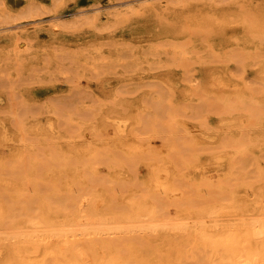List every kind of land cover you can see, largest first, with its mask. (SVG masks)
<instances>
[{"label":"bare ground","instance_id":"6f19581e","mask_svg":"<svg viewBox=\"0 0 264 264\" xmlns=\"http://www.w3.org/2000/svg\"><path fill=\"white\" fill-rule=\"evenodd\" d=\"M223 1H226V0H185L184 1V3L188 6H191V8H194V6L199 4L200 2L201 3L208 2L211 8L213 7V11L211 10L213 14H210L208 16L209 17L208 19H209V22L213 24L214 28H212V26L210 29L208 28L209 26L207 27L212 32V37H211L212 42L208 44L206 43V44L208 45L210 50L217 49L222 54L224 53V51L223 49L221 50L219 49V47L217 46L218 44L217 42H220V44L223 42L220 40L219 37L215 35L216 33L215 25H216V22H218L219 24H225L226 22H229L228 19L231 18L229 17V15L224 13V11L218 12L219 7H220L218 5L219 4L221 5ZM238 4L237 5L235 4V6L241 5L240 3ZM203 6L206 7V4ZM245 7L246 6L243 7L241 5L239 9H237L236 11L234 10V12H232V14L233 13L235 14V17L231 15L236 21L242 23L240 25H243L242 28L245 29V30L243 29L245 33L239 36L236 40H231V42L233 41L238 42L239 40H243V48H242L241 53H239V51L241 50L240 49L238 53L237 52L235 54L232 53L230 57L234 59L236 58V60L241 59L242 60V61L240 60L241 62L257 65V69H256L257 75L256 76L261 81V85L249 86V85L244 84L245 82L244 80L243 82L241 81L242 80L241 78L240 79L237 77L235 78L234 75H231L230 72L226 70L225 66H224L225 69H221V68L218 69L217 73L216 72H213V73L206 72L203 76V81L201 85L203 90H224L226 92L225 94L226 96L225 95H222V96L223 97L225 96L224 98L227 99V101L229 102V105L227 104L228 106L225 107L227 109H225L224 107L223 108L224 110L230 112L231 115L230 116L228 115V117H231L232 127L234 128V129L231 128L234 130V138L232 139L231 142L229 141L230 143L228 142V144H231L229 145L231 148V152L228 157V170L225 172V174H223L222 177H220L219 182H218L219 185H217L219 186L218 188L219 190L217 191L219 194L215 192L216 188H214L215 190L214 192L217 193L218 196L217 195H216L217 197L213 196L214 199L212 200L209 199L208 201H204V200H207L204 198H203L204 200L200 199L203 201V203L201 204H196L198 202L194 204L191 200V197L189 198L186 192V190H189V189H185L183 187V184L185 183V182L183 183V180L185 181L188 178L187 179H182V178L183 177H194L197 172H200V174L204 176L203 170L205 166L204 164L205 157L195 151L193 153V150L191 151L192 154L187 152V150L185 149L187 147L184 148L183 146L184 143H181L176 138L174 139V141H172L171 143L172 145L171 146L169 145L170 146L169 149H166L163 152H158V153L151 152L149 148L146 146L145 141L141 139L143 137L140 135H139L141 137L140 139L138 136V139L133 138L134 140L132 141L128 140L126 138V135H124L125 131L122 133L117 132L110 141L104 142V141H98L95 138H92V139H88L89 141L87 140L85 142L86 143L85 146H80L78 145V143L71 141L73 136L71 135L70 131L66 127L64 129L63 135L57 138L56 135L53 132H51L49 128L47 130L46 127L43 126L41 122L35 121L32 123H28L22 120L21 118H20L21 120H16V118L18 119V117L15 116L14 118L16 121H12L10 125L4 124V123L0 124V145L10 146V150H9L10 155L7 154V155L0 157V171H3L2 173L4 174H9L7 177H3L4 175L0 177V183H2L1 186L3 187L2 189L6 190L5 192L0 191V254H1L0 264H264V163H262L263 158L261 160V157L263 156V153H264V53L261 54L262 56H260L259 54L261 51L257 50L260 52L258 53L259 55L258 58L255 56L256 59H254V56L252 54L253 47H257V46L263 47L264 46V15L263 17L261 16L262 17L261 21L258 22V18H259L258 16L261 14V12L259 13L258 16L256 15V13H254L256 16L253 17L250 15V13L247 14L251 10V8L249 9L248 7H246L249 10L247 9L243 10V8ZM231 10L232 9H230V12ZM245 10H247L248 12L247 11L244 12ZM230 12L229 14H231ZM245 13L247 14V17ZM252 13L253 11L251 10V14ZM206 16H207V13H206ZM248 16H251V18ZM122 17L123 15L121 16V18ZM127 17H125L126 20L128 19ZM234 19L231 18V21H233ZM249 19H251V21H249ZM166 21L165 22L164 20L162 21L160 34L167 37L165 41L168 38H170L168 39L169 42L167 41L164 42L162 40L161 43L162 42L163 43L159 47H157L156 45H153L152 43L151 45L159 49L160 48L164 49L166 48V43H168L167 44L168 46L174 44L175 48H177L178 51L176 52V49H175V52L174 51L172 52L175 54L170 53L171 56L173 55L172 57H170V55L168 56L167 54L171 52L170 47H169L170 51L168 50V52H166L167 56L164 50L160 51L161 53L164 52V55L166 57V58L164 57L165 60L164 61L162 60V63L165 62L167 66H169L168 67L169 69L173 67L172 65L175 62L177 63L178 60L180 61L181 60L183 61L185 59L187 60L188 58L186 57H191V58L194 57L192 61H194L196 64H198V62L200 63V61L204 58H202L203 56H200V52H202V50H198V48H200L199 42H198V40L200 41V39H198L200 38L198 36L199 33L193 34V37H191L192 35L190 34L191 38H189L188 40H182L181 36H179V33L176 32V29L174 28V26L172 29V24H167L168 22ZM194 25L196 24L194 23ZM180 30H182L181 27H180ZM187 32H189V30ZM172 38H175L176 40ZM116 44L119 45V43H116ZM132 44L131 46L128 44L129 47L134 46ZM136 45H139V44H136ZM136 45L134 47L138 49ZM157 45H159V43ZM207 45H206V48H207ZM120 46H123V45H121L120 43ZM11 48H13L14 50V47H11ZM42 48L44 49V47ZM51 48L53 47L51 46ZM135 48L132 47L131 49L133 50ZM230 48L231 47H229L228 49ZM82 49L84 48L82 47ZM131 49L129 50L131 51ZM143 49L144 48H142L141 50L144 51ZM155 49L153 47L152 49L150 48V50H155ZM159 49H156V50L159 51ZM232 49L234 48L232 47L231 50ZM90 50H91V47H90ZM98 50H102V49L99 48ZM206 50L207 49H205V51L203 50V53H205ZM7 51L8 50H6V53ZM18 51H19V47H18ZM125 51L120 52L119 55H122L121 53L124 54ZM228 51L225 53L230 55L231 52L230 51L228 52ZM28 52L30 53V51H27V53ZM117 52H115V54L113 53V55H116ZM129 52H127V54ZM208 52L209 51L207 50V53ZM130 53H133V52H130ZM130 53L128 55H130ZM137 53L138 52L135 51V54ZM155 53L156 55H158V57L161 56L159 55L160 53L156 51ZM155 53L147 54V50H145V52L143 54L141 53V55L147 54L146 55V58H147V56L149 57L151 55L153 56V54ZM188 53H190L191 55H189ZM225 53L223 54V56L225 55ZM8 54H9L8 57L6 56L4 57L5 60L8 62H5V60H3L1 61L2 63L5 62L6 64H9V62L15 58V57L13 58V56L16 54L13 53V56H11V58H10L11 53L8 52ZM185 54H188V56ZM54 55L53 57L57 59L58 57L56 56V53ZM69 55H72V54H69ZM125 55L126 53L124 54V56ZM208 55L209 54H207V56ZM90 56L88 58H90ZM132 56L133 58L137 57L134 54L133 55L131 54V57ZM205 56L206 55H204V57ZM225 56L228 57L227 55ZM114 57H116V59L118 58L121 59L118 56H114ZM129 57L130 56H128V58ZM32 58H34V56H32ZM72 58L74 57L72 56L71 59ZM111 58L112 57H110V60H112ZM93 59L94 57L90 58L89 60L93 61ZM122 59H121V63L124 64L126 59L125 61ZM158 59L161 60L160 58ZM14 60L16 61V59ZM21 60L23 61L22 58L20 59V61ZM48 60L47 62L49 65ZM58 60L59 59H57V61ZM159 60L156 62L157 64L160 63ZM24 61H26V59H24ZM44 61L45 59L41 60V62H44ZM113 61L114 60H112V62ZM132 61L133 59L131 60V63H129L130 65L134 62ZM145 61H147L146 64L147 65L149 64L148 65L150 66L149 69H151L152 67L151 65L153 64L152 63L153 61L148 62V59H146ZM207 61H209V59ZM13 62H11V64L13 65L18 64L17 63L18 61H16L17 64H14L15 62L14 63ZM100 62L99 64H102L105 67V64H103L104 61L102 63ZM116 62L118 63V61ZM139 62L141 63L142 61H139ZM241 62L239 64H241ZM140 63H136V64H140ZM160 64L158 66L156 65V67H159ZM18 65L21 66L22 64H18ZM42 65L44 66H41L40 68L48 70L46 69V65H47L46 63ZM59 65H57L58 68H60ZM81 65L83 67L85 66L83 64H79V66ZM90 65L93 66V64H90ZM79 66L77 64V67ZM91 66H90V69H91ZM109 66L111 67V65H108L107 67L109 68ZM185 66H183L182 64V67L185 68ZM85 67L89 68V66H85ZM98 67L100 68L101 65H99ZM104 67L103 69L105 68L107 69V67L105 68ZM115 67H117V65ZM163 67L165 68V66ZM58 68L55 67L56 70L54 68L53 69L55 71L57 70L61 71V69H58ZM129 68H132V67L130 66ZM253 68L255 69V67ZM11 69L12 68H10V72H11ZM17 69L20 70L19 68H16L15 70ZM29 69H32L31 65ZM35 69H36V72H34V74L35 73L44 74L43 71L42 72L40 71L41 73L38 72L40 70L39 67L38 68L36 67ZM37 69L39 70L37 71ZM53 69H51V71H48V72H50L52 76L53 75L55 76V73L54 74L52 73ZM100 69H97V70H100ZM141 69H143V67ZM3 70H6L5 66ZM13 70H14V66H13ZM18 70L15 71L14 74L18 72ZM79 70H81V68ZM130 70L132 71L133 69H130ZM31 71L30 72L27 71V72L31 73ZM84 72L85 71L83 70V73H81L82 76H84L83 75ZM90 72H93V71L89 70V74ZM50 73H49L50 78L54 80V78H52ZM149 73H150V70H149ZM185 74H186V71H185ZM22 76L23 75L21 74L18 76V73L16 75L17 78L18 77L21 78ZM24 76L22 77L23 79L21 78L22 80L18 81L19 79L18 78L17 81L18 82L22 81V84H23L24 81L26 80L24 79ZM30 76L32 77V75ZM16 77H13V80H16ZM11 78H10V82L12 81ZM34 79L35 78H33V80ZM47 79L48 80H45V81H49V78ZM27 80L31 81L30 79H27ZM33 80L31 82H33ZM35 80H38V78ZM35 80H34V84L36 83ZM42 80L44 82V78H42ZM53 80H52V83L54 82ZM181 80H180V83H181ZM17 81L16 83H14L15 81L14 82L12 81V82L14 84H17L18 83ZM29 81L27 82L29 83ZM38 81L41 82V79H39ZM13 83L10 84V86L13 85ZM38 83H36V85H39ZM167 83L170 84V88H169L170 91L171 90H192V92H194L193 90L199 89L197 88L198 86H195L196 88H193L192 84H190L191 86L188 84L189 87L181 88L175 85V83H173V81H170L169 79H167ZM22 84L18 85L19 88L20 86H25L27 83H24V85ZM182 84H185V83H182ZM17 85L15 86L18 88ZM13 87L14 86H12L11 88ZM185 92L188 93L189 91H185ZM197 95H195L196 98L198 97ZM150 96L151 95H149V97ZM149 100L151 99L149 98ZM223 100H222V103H223ZM108 102H111V101H109L108 99ZM101 103L103 102L101 101ZM113 103L114 102L112 101V104ZM35 106H36V103L34 107ZM87 106H90V105H87ZM185 106L187 105H184V108H186L187 111L188 109H191ZM228 107L230 108L229 110H228ZM37 108L38 107H36V109ZM195 108H196L195 110H197V107ZM47 110H49V108ZM66 110H68V108H66ZM195 110H191L190 112L192 111L195 112ZM198 110L200 112V108H198ZM86 111L91 113L89 110H86ZM85 112H82V113H85ZM92 112H95V109ZM98 112H100V109ZM197 112L198 111H196L194 114H197L198 116L199 114ZM216 112H214V114H216ZM6 113L8 114V112ZM149 113H150V110H149ZM173 113H175V111ZM3 114L4 113H2V115ZM143 114H146V113L143 112ZM43 115H44V112H43ZM84 116H89V114L87 115L84 114ZM26 117H28V115ZM55 117H58L57 114ZM121 117H123V115ZM138 117H140V115ZM204 117L205 116H203V118ZM216 117H219V115ZM175 118L177 119V117ZM180 118L181 119L176 120L177 123L185 126L186 128H189V124L186 123L185 120H182L185 117L184 118L180 117ZM43 119L41 121H43ZM91 119H94V118H91ZM170 119L173 120L172 118ZM84 120H87V119H84ZM174 121L175 119L172 121L173 125H174L173 123ZM189 121H190V118H189ZM221 121L223 123L224 120H221ZM140 122L141 121H139V124ZM168 122H170V120ZM60 123H63V122H60ZM120 123L119 124L117 123V131L118 129L122 128ZM143 124H144V121L143 123H141V125ZM249 125L252 126V128H254L252 131L251 130L245 131V129L244 130L241 129V127L249 126ZM82 126L84 127V125ZM170 126H171V123L169 127ZM199 126H201V123ZM238 126H241V127H238ZM209 127L210 126H208L207 124V128ZM136 128H138L137 125L134 129L136 130ZM204 128L206 129V127ZM212 128L214 129V127ZM51 129H52V125H51ZM73 129L77 130L75 129V127ZM171 129L173 130V128ZM123 130H120V131H123ZM204 131L205 130H203V132ZM177 132L179 133V131ZM217 132L215 134H217ZM135 133L136 132H134V134ZM76 134H77V131H76ZM78 134H77L78 137L81 136V134L80 135ZM156 135L155 137H157ZM99 137L100 136L98 135V139ZM82 138L83 137H81V140ZM186 139L189 140V138H186ZM182 140H184V138ZM190 141L192 142V140ZM207 143L205 144L206 146H207ZM190 144H193V142ZM188 146L192 147L190 145ZM204 146L202 147L204 148ZM153 147H156V145L155 146L153 145ZM222 148L220 150H222ZM118 150L122 151L121 154L124 152L126 156L128 157H122L120 152H118ZM220 152H223V151H220ZM187 154L191 155V157L190 156L188 157ZM239 155H242V156L241 158L238 159L237 157ZM104 158H107L108 161H110V169L107 175L103 177L102 176L103 174H98L96 170L93 169L91 166L94 161L97 162L98 160L104 159ZM136 160L143 162L148 166L149 172L147 176L139 177L137 175V171L134 168V164L136 163ZM106 163L107 162H105V164ZM249 164H253V167L248 168ZM93 166H95V164ZM89 167H91L92 169ZM214 171L212 172L214 173ZM216 177L218 176L216 175ZM205 180H204V183L209 181L208 179H206V177H205ZM39 181L43 182L46 186L49 187L48 196H44L46 193H48L46 192L47 188L46 189L44 188L45 194L43 193L44 197H41V194H40L41 191L38 190ZM30 186H31V190L35 189V188H32V186L37 188L35 189L36 191L35 197L33 194H32L33 196H30L31 194L28 195V193L26 194V191H28L27 187L29 188ZM117 186L126 187L125 196L121 197L120 195H118L119 191L118 190L115 191V188ZM76 187L81 188L82 191H84V193L82 192V194L80 193V195L78 194L76 195L74 193L76 192L74 191L76 190L75 189ZM212 187H215V185ZM193 195L194 194H192L191 196ZM163 196L165 198H163ZM37 198L40 199L39 201L40 207L39 209H37L38 210L37 212L36 211L34 212L32 207H33L34 202L37 200ZM192 198H193V201L196 199H199V198L194 199L195 197H192ZM167 200H170L171 203L168 204L169 202ZM169 205H174V215L173 216L168 215L169 210H170ZM14 207L18 209L20 213V215L17 217L15 216L16 214L13 215L12 213V211H14L13 209Z\"/></svg>","mask_w":264,"mask_h":264},{"label":"rangeland","instance_id":"374dc122","mask_svg":"<svg viewBox=\"0 0 264 264\" xmlns=\"http://www.w3.org/2000/svg\"><path fill=\"white\" fill-rule=\"evenodd\" d=\"M184 1L185 0H0V64H1V66H0V70H1L0 71V79H1L0 80V82H1L0 83V111H1L0 112V124L4 123L7 125H10V123L12 121L21 120V119L24 120L25 122H28V123L38 121V122H41L42 125L45 126L47 130L49 128V130L51 132H53L57 138L61 137L63 135L64 129L66 127V128H68L71 135L73 136L71 141L78 143V145H80V146H85L86 145L85 142L88 139H92V138H95L98 141L107 142V141H110L115 136V134L117 132L122 133L125 131V134L124 133L123 134L126 135V138L130 141L134 140L133 138L138 139L139 135L142 136L143 138H141L139 136V139L141 138L142 140H144L146 146L153 153L163 152L164 150L169 149V147L172 145L171 144L172 141H174V139L176 138L181 143H184L183 144L184 148L185 147L188 148V149L185 148L187 150V152L192 154L191 151L193 150V153L195 151V152L200 153V155H203L205 157V161H204L205 166H204V170H203L204 176H202L200 174V172H197L194 177H183L182 178V179L188 178L185 181L183 180V183L185 182L183 184V187L185 189H189V190H186L189 198L191 197V200L194 204L196 202H198L196 204H201V203H203L202 200H204V199H207L204 201H208L209 199H211V200L214 199L213 196L217 197L219 194L217 192L219 190L218 189L219 186H217V185H219V183H218L219 179L228 170V157H229L230 152H231V148L229 146L231 144H228V142L229 141L231 142L232 139L234 138V130H233L234 128L232 127L231 117H228V115L229 116L231 115L230 112L224 110V108L229 105V102L227 101V99L224 98L226 96L225 95L226 92L224 90H203L201 87L202 81H203V76L206 72L207 73H213V72L217 73L218 69H220V68L225 69V67H226V70L229 71L231 75H234L235 78L236 77L239 79L241 78L242 79L241 81L244 80L245 81V82L243 81L244 84L249 85V86L261 85V81L256 76L257 75L256 74L257 65L241 62L242 61L241 59L236 60V58L234 59V58H231L230 56L232 55V53H234V54L236 52L238 53V51L240 49L241 50L239 51V53H241L242 48H243V40H239L238 42L237 41L231 42V40H236L239 36H241L245 33V31H244L245 29L242 28L243 25H240L242 23L236 21L233 18V16L235 17V14L234 13L232 14V12H234V10L236 11L237 9H239V7H241V5H242L243 7L246 6L249 9L251 8V10L253 11V13L251 14V10L248 12L247 10H249V9L245 7V8H243V10L244 9H247V10H245L244 12L247 11L248 12L247 14L250 13V15L253 17L256 15L258 16L260 12H261V14L264 13V3H263L264 0H238V1L237 0H226V1H223V3H221V5L220 4L218 5V6H220L218 12L224 11V13H226L227 15H229V17L234 19L233 21H231V18H229L230 20L228 19V21L230 23L226 22L225 24H219L218 22H216V25L214 23L215 28H216L215 29V32H216L215 35L217 37H219L220 40L223 42L221 44H220V42H217L218 43L217 46L219 47V49L220 50L223 49V51L225 53L228 50L230 51L232 47L234 48L230 51L231 52L230 55L225 53V55H227L228 57H226L225 55L223 56L224 53L223 54L220 53L217 49L210 50L208 45H207L208 43L212 42L211 41L212 32L209 29L211 28V26H212V28H214V27H213V24H211L209 22L208 16L210 14H213L211 12V10L213 11V7L211 8V6L209 5L208 2L207 3H201L200 2L199 4L195 5L194 8H191V6L186 5L184 3ZM224 2L226 4L227 3L228 4L226 5ZM238 3H240L241 5L235 6V4L237 5ZM201 4H203V5L206 4V7L201 5ZM232 5H234V6H232ZM222 6H223V8H222ZM229 8L232 9L233 11L231 10V12H230ZM229 12L231 14H229ZM206 13H207V16H206ZM254 13H256V15ZM247 14H246V17H247ZM261 14L258 16L259 17L258 22L261 21V18L264 15V14H262V15ZM120 15L121 16L123 15V17H122L123 19L121 18ZM231 15H233V16H231ZM251 16H248V17L251 18ZM125 17L128 18L127 19L128 22H127ZM206 17H207V19H206ZM119 20H120V22H119ZM125 20H126V22H125ZM163 20H164V22L167 20L166 21V22H168L167 24H172V29L174 26V28L176 29V32L179 33V36H181L182 40H188L189 38L193 37V34L199 33L198 36L200 38H198V39H200V41L198 40V42H199L200 48H198V50H202V52H200V56H203L202 58H204V59H202V58H200V59H202L204 62L201 60L202 62L200 61V63L198 62V64H196L194 61H192L194 59V57L193 58L186 57V58H188L187 60L186 59L183 61L178 60L177 63L175 62L172 65L173 67L170 66L171 67L170 69L168 68L169 66H167V64L165 62L162 63V60L163 61L165 60L164 59L165 55H164V52L161 53L160 51L164 50L165 54H166V52H168V50L170 51V48H171V52L167 53L168 56L170 55V53L175 54V53H172L173 51L175 52V49H176V52L178 51V49L175 48L174 44L170 45V43H169L170 46H168L167 45L168 43H166V48H164V49L163 48L162 49L157 48V47L162 45V43H163V42L161 43L162 40L164 42H166V41L169 42L168 39H170V38H168L165 41V39L167 37L160 34L161 24H162ZM249 21H251V19H249ZM194 23L196 25H194ZM174 24H176V25H174ZM182 26H183V28H182ZM180 27L182 30H180ZM156 28H157V30H156ZM188 30H189V32H187ZM190 32H192V33H190ZM190 34L192 35L191 37H190ZM172 39L176 40L175 38H172ZM148 42H149V44H148ZM234 42H235V44H234ZM116 43H119V45H117ZM120 43L123 46H120ZM143 43H145V44H143ZM151 43L153 45H156L157 47H154L153 45H151ZM156 43L157 44L159 43V45H157ZM128 44L130 46H131V44L134 46L136 44H139V45H136V47H138V49H136L134 46H132L133 48H135L132 50L131 49L132 47H129ZM205 44L207 45V48H206ZM116 45H117V47H116ZM51 46L53 48H51ZM81 46L84 49H82ZM11 47H14V50ZM18 47H19V51H18ZM32 47H34V48H32ZM42 47H44V49ZM90 47H91V50H90ZM149 47L151 49H152V47L154 49L155 48L159 49V51L156 49L150 50ZM229 47H231V48L228 49ZM9 48L11 51L9 50ZM78 48H80L81 50ZM99 48L102 50H98ZM115 48H117V49H115ZM142 48H144L143 49L144 51L141 50ZM254 48H255V50H254ZM124 49L125 50L127 49V50L125 51ZM129 49H131V51ZM148 49H149V51H148ZM165 49H167V50H165ZM205 49H207L209 52L207 53V50H206V52L203 53V50L205 51ZM225 49H226V51H225ZM236 49H238V50H236ZM6 50H8L7 53H6ZM23 50H25V51H23ZM75 50L78 52H76ZM121 50L125 51L124 54L126 53V55H127V56L125 55L126 57L124 56L123 53H121V54L124 57L122 55H119L120 52H122ZM145 50H147V54L155 53V51H156V52L160 53L159 55H161V56L158 57V55H156V53H155V54H153V56L151 55L152 57L147 56V58H146L147 54L141 55V53L143 54L145 52ZM257 50H260L261 52L257 51ZM262 50L264 51V46L263 47L257 46V47L252 48V52H253L252 54L254 56V59H256L255 56L257 58L259 57V55L262 56L261 54L264 53ZM27 51H30V53L29 52L27 53ZM96 51L99 53H97ZM129 51L133 52V53H130ZM135 51L138 52L137 53L138 55L135 54ZM8 52L11 53L10 58H11V56H13V53L16 54L13 56V58L15 57L14 59H16V61H18L17 63L22 64V65L21 66L18 65L14 59L13 60L9 59L11 61L9 62V64H6L5 62H8V61H6L4 57L9 56ZM22 52H24V53H22ZM115 52H117L118 55L117 54L113 55V53L115 54ZM127 52H129L130 55H128L129 53L127 54ZM259 52H260V54L258 55ZM46 53H47V55H46ZM55 53H56V56L58 57V58L57 57L56 58L59 59L58 61L61 64L57 61V59H55L53 57V55ZM17 54H18V56H17ZM69 54H72V55H69ZM104 54H106V55H104ZM131 54L132 55L134 54L135 56H137V57L140 56V57L137 58L134 56L135 58H133V56L131 57ZM162 54H163V56H162ZM167 54H166V56H167ZM188 54L191 55L190 53H188ZM188 54H185V55L188 56ZM207 54H209V55L207 56ZM31 55L34 56V58H32ZM86 55H87V57H86ZM88 55L89 56L91 55L92 57H94L93 61L89 60L92 57L90 56V58H88L89 57ZM204 55H206V56L204 57ZM72 56L74 57V58H72L74 60L71 59ZM109 56L112 57L111 59L114 60L115 63H114V61L112 62V60H110ZM114 56H118L121 59L123 58L122 60H124V61L126 59L124 64H126L127 66L124 65L123 63H121V59H119L118 57H117L118 59H116V57H114ZM128 56H130L133 59L134 62L133 61L132 62L134 64L133 63L131 65L129 64V63H131L132 59L130 57H129L130 58L129 59ZM172 56L170 55V57H172ZM175 56H177V55H175ZM2 58H4V59H2ZM21 58L23 59V61L21 60L22 63L20 61ZM158 58H160L161 60H159ZM206 58H208L209 61H207L208 59H206ZM24 59H26V61H24ZM44 59H45V61L41 62V60H44ZM46 59L49 61V65H48V62ZM144 59L145 60L148 59V62L153 61L152 62L153 64L151 65L152 66L151 69H149L150 66H148L149 64L148 65L146 64L147 61H145ZM230 59H231V61H230ZM232 59H234V60H232ZM3 60H5V62H3L5 64H3L1 62ZM96 60H97V62L100 60L101 61V62L99 61L100 63H102L104 61L103 64H105V67H107L108 65H111V67L109 66V68L107 67V69H106L104 67V65L99 64V62L97 64ZM138 60L142 61V62L140 63ZM158 60L163 65L158 62L160 64V66L156 67V65L157 66L159 65L156 63ZM109 61L111 62V64ZM116 61H118L119 64ZM11 62H13L14 64H17V65H13V64H11ZM135 62L140 63V64H136ZM240 62H241V64H239ZM44 63L47 64L46 69H48V70L40 68L41 66H44V65H42ZM55 63L57 65L60 64L59 65L60 68H58ZM112 63H114L115 65ZM77 64H78V66H79V64H83L85 66H89V68H86L84 66L85 67V69H84V67L82 65H81L82 67L81 66L77 67ZM90 64H93V66H91ZM182 64H183V66H185V65L187 66V67L185 66L186 70L184 67H182ZM30 65H31L32 69H29ZM99 65H101V67H100L101 69L98 67ZM116 65H117V67H115ZM129 65L132 68H129L130 67ZM4 66H5L6 70H3ZM13 66H14V70H13ZM18 66H20V67H18ZM35 66L37 68L39 67L40 70L37 69V71L39 70L38 71L39 73H41L43 71L44 74L43 73L42 74H36V73L34 74V72H36ZM90 66H91V69H90ZM102 66L105 69H103ZM140 66H142L143 69H141L142 67H140ZM163 66H165V68ZM15 67L19 68L20 70L17 69L18 72H16L14 74V72L17 71V70H15L16 69ZM55 67L58 69H61V71H59V70L55 71L56 70ZM95 67H96V69H95ZM122 67H124V68H122ZM242 67H243V69H242ZM253 67H255V69ZM10 68H12L11 72H10ZM33 68L35 69V71ZM80 68H81V70H79ZM120 68H121V70H120ZM162 68H164V69H162ZM51 69H53L52 73L53 74L55 73V76L53 75L54 77L52 76V74L50 72H48V71H51ZM97 69H100V70H97ZM130 69H133L135 71H133V70L131 71ZM136 69H137V71H136ZM148 69L150 70V73H149ZM83 70L86 72V73L84 72L83 75L86 78L89 77L88 79H86L84 76L81 75V73H83ZM89 70H91L93 72H90V74H89ZM27 71H29V72L31 71V73H28ZM87 71H88V73H87ZM185 71H186V74H185ZM47 72H48V74H47ZM121 72H122V74H121ZM17 73H18V76L20 74L23 76L25 75L24 79H26V80L24 81V83H27L28 84V85L26 84L27 86L26 85L20 86V88H19L18 85L22 84V81H20V82H18V81L22 80L23 76L21 77L22 79L19 77H18L19 78L18 79L16 77ZM49 73L52 76V78H54V80L50 78ZM91 73H93V74H91ZM169 74H171V75H169ZM28 75H29V77H28ZM30 75H32V77ZM181 75H182V77H181ZM9 76H10V78L12 77L11 80L13 82L15 81L14 83H16V81L18 79L17 82L19 84L18 83H17L18 85L14 84L11 81L13 83V85L10 86V84H12V83L10 82ZM13 77H16V80H13ZM33 78H35V79L38 78V80L41 79V82L34 79L36 81V83L40 82V83H38L39 85H36V83L34 84ZM42 78H44V82H43ZM47 78H49V81H45V80H48ZM27 79H30L31 81L33 80V82H31ZM167 79H169L170 81H173V83H175V85H177L178 87H181V88L189 87L188 84L189 85L192 84L193 88H196L195 86H198L197 88H199V89L193 90L194 92H192V90H171L170 91V89H169L170 84L167 83ZM52 80L54 81L53 83H52ZM180 80H181V83H180ZM5 81H7L9 83H7ZM27 81H29V83ZM24 83L22 85H24ZM182 83H185V84H182ZM32 84H34V85H32ZM42 84H44V85H42ZM15 85H17L18 88ZM12 86H14V87L11 88ZM116 90H117V92H116ZM185 91H189V92L187 93ZM120 92H121V94H120ZM185 93H187V94H185ZM200 93H201V95H200ZM128 94L131 95L132 97L129 96ZM149 95H151V96L149 97ZM195 95H197L198 97L196 98ZM213 95H215V96H213ZM222 95H225V96L223 97ZM113 97H115L116 100ZM149 98L151 100H149ZM108 99L111 102H108ZM222 100H223V103H222ZM101 101L103 103H101ZM112 101L114 102L113 104H112ZM35 103H36V106L34 107ZM189 104L191 106L192 105H194V106L191 107ZM87 105H90V106H87ZM120 105L123 107L124 110L122 109V107ZM184 105H187L185 107H188L191 109H188V111H187V109L184 108ZM50 106H51V108H50ZM104 106H106V107H104ZM118 106L121 108H119ZM134 106L137 108H135ZM160 106H162V107H160ZM36 107H38V108L36 109ZM157 107H159V108H157ZM195 107H197V110H195L196 109ZM229 107H228V110L230 109ZM46 108L47 109L49 108V110H47ZM66 108H68V110H66ZM198 108H200V112H199ZM94 109H95V112H92V111H94ZM99 109H100V112H98ZM207 109H208V111H207ZM222 109H223V111H222ZM225 109H227V108H225ZM86 110H89L91 113H89ZM149 110H150V113H149ZM180 110H182V111H180ZM191 110H195V112L198 111L197 113L199 115L197 116V114H194L195 113L194 111L190 112ZM59 111H60V113H59ZM174 111L177 114L173 113ZM212 111H213V113H212ZM6 112H8V114H10V115H8ZM43 112H44V115H43ZM82 112H85V113H82ZM143 112L146 114H143ZM178 112H179V114H178ZM210 112H211V114H210ZM214 112H216V114H214ZM2 113H4L5 115L4 114L2 115ZM14 113H15V115H14ZM55 113L57 114L58 117H55L56 116ZM84 114L85 115L89 114L90 117L84 116ZM121 114L123 115V117H121L122 116ZM136 114H138V115H136ZM141 114H142V116H141ZM27 115H28V117H26ZM95 115H96V117H95ZM139 115H140V117H138ZM187 115L190 117H188ZM218 115H219V117H216ZM15 116L18 117V119L16 118V120H15V118H14ZM68 116H69V118H68ZM143 116L145 117V119ZM203 116H205V117L203 118ZM175 117H177V119ZM180 117L186 118V119L184 118L182 120H185V122L189 124V128H186L185 126L177 123L176 120L181 119ZM89 118L90 119L94 118V119L90 120ZM123 118H124V120H123ZM141 118H142V120H141ZM170 118H172L173 120L175 119V121L173 122L174 125L172 124L173 120H171ZM189 118H190V121H189ZM42 119H43V121H41ZM84 119H87V120H84ZM112 120H113V122H112ZM169 120H170V122H168ZM203 120H204V122H203ZM221 120H224L223 121L224 124L222 123ZM139 121H141L140 124H139ZM143 121H144V124L141 125V123H143ZM196 121H197V123H196ZM200 121H202V122H200ZM57 122L58 123H60V122L64 123L65 122V123L64 124L63 123L58 124ZM66 122H67V124H66ZM56 123H57V125H56ZM117 123L118 124L120 123L121 127H122L121 129H118V131H117ZM155 123H157L158 125ZM170 123H171V126L169 127ZM200 123H201V126H199ZM80 124H81V126H80ZM207 124H208V126L211 127V128L209 127L210 129L207 128ZM51 125H52V129H51ZM72 125L77 130H74L73 129L74 127ZM82 125H84V127ZM136 125L138 128H136V130H135L134 128L136 127ZM154 126H155V128H154ZM204 127H206V129L209 131H207ZM212 127H214V129ZM238 127H241V126H238ZM244 127H246V128H244ZM248 127H250V128H248ZM123 128H124V130H123ZM171 128H173V130ZM226 128H227V130H226ZM231 128H233V129H231ZM241 129L242 130L245 129V131L246 130L252 131L254 128H252V126L249 125V126H243V127H241ZM120 130H123V131H120ZM132 130H133V132H132ZM138 130H140V131H138ZM194 130H195V132H194ZM203 130H205V131L203 132ZM215 130H217L218 132ZM238 130H239V128H238ZM76 131H77V134L80 131L78 134V135L81 134V136H79L80 138L77 136ZM86 131H87V133H86ZM177 131H179V133ZM134 132H136V133L134 134ZM216 132H217V134H215ZM154 133H156V134L158 133V134L156 135ZM229 134H230V136H229ZM98 135L101 138L99 137V139H98ZM155 135L157 137H155ZM81 137H83L84 139L82 138V140H81ZM104 137H106V138H104ZM152 137H154V138H152ZM158 137L159 138L162 137L161 138L162 140L159 139ZM169 137H171L173 140ZM163 138H164V140H163ZM183 138H184V140H182ZM186 138H189V140ZM190 140H192L193 144H190V143H192ZM206 143H207V146L205 145ZM151 145H152V147H151ZM153 145L154 146L156 145V147H153ZM188 145H190L192 147H189ZM0 146H1L0 147V157L7 155V154L10 155V151H9L10 146H8V145H0ZM202 146H204V148ZM226 146H228L229 148ZM219 147H220V149L223 147L222 150H220ZM154 148H156V149H154ZM197 148H198V150H197ZM205 149L207 150V152ZM200 151H202V152H200ZM213 151H215L216 154ZM220 151H223V152L226 151V152L223 153ZM118 152H120V154H121L122 151L118 150ZM3 153H5V154H3ZM206 153H208V154H206ZM225 153H226V155H225ZM122 154H121L122 157H128V156H126V154L124 152ZM187 156L191 157V155H189V154H187ZM241 156L242 155H239L237 158L239 159V158H241ZM262 158H263V160H262ZM220 159H221V161H220ZM100 160H98L97 162L94 161L95 163L93 162L91 167L93 169H95L98 174H103L102 176L104 177L109 172L110 161H108L107 158L100 159ZM261 160H262V163H264V153H263V156L261 157ZM137 161L138 160H136V163L134 164V168L137 171V175L139 177L140 176H147L148 172H149L148 166L143 162H140V161L137 162ZM207 161H208V163H207ZM105 162H107V163L105 164ZM96 163L98 164V166ZM216 163H217V165H216ZM94 164L97 167L93 166ZM99 166H101V167H99ZM91 167H89V168H91ZM252 167H253V164L248 165V168H252ZM212 171H214V173ZM2 172L3 171H0V177L2 175H4L3 177H7L9 175V174H4ZM216 175L218 177H216ZM205 177H206V179L209 180L208 182H205L206 184L204 183ZM186 183H187V185H186ZM1 185H2V183H0V191L5 192L6 190L2 189L3 187ZM214 185H215V187H212ZM38 187H39L38 190L41 191V193H40L41 197L49 195V192H48L49 187L46 186L43 182L39 181ZM121 187H123L124 189ZM32 188L37 189L34 186H32ZM44 188L45 189L47 188L46 192H48V193L45 194ZM77 188L78 187H76L75 188L76 190H74V191H76V192H74L76 195L77 194L80 195V193L82 194V192L84 193V191H82L81 188H78V189ZM120 188H121V190H120ZM125 188L126 187H124V186H117L115 188V191L118 190L119 193L118 192H116V193H118V195H120L122 197V196H125V194H126ZM214 188H216L215 189L216 191L214 190ZM27 189H28V191L31 190V186L29 188L27 187ZM35 189L34 190L32 189L31 191H29L31 193L26 191V194L28 193V195L31 194L30 196L34 195V197H35L36 196L35 195L36 194ZM214 191L217 192L218 194L215 193ZM43 193L45 194L44 196H43ZM190 193H191V195L194 194L195 196L194 195L191 196ZM197 193H199V194H197ZM202 193H203V195H202ZM208 196H210V197H208ZM86 197H87V195H86ZM192 197H195L194 199H196V198H199V199H196L193 201ZM163 198H165V197L163 196ZM200 199H202V200H200ZM36 201L34 202L33 207H32L34 212L35 211L37 212L38 211L37 209H39V207H40L39 206L40 199L37 198ZM167 201L169 202L168 204L171 203L170 200H167ZM13 209H14V211H12L13 215L16 214L15 215L16 217L19 216L20 215L19 210L16 209L15 207ZM169 209L168 210H169L170 214L168 213V215L173 216L174 215V205H169Z\"/></svg>","mask_w":264,"mask_h":264}]
</instances>
